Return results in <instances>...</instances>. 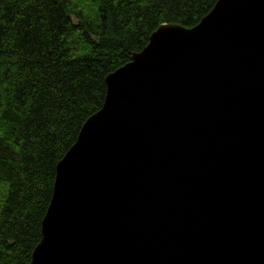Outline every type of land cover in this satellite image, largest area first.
<instances>
[{"label": "water", "instance_id": "1", "mask_svg": "<svg viewBox=\"0 0 264 264\" xmlns=\"http://www.w3.org/2000/svg\"><path fill=\"white\" fill-rule=\"evenodd\" d=\"M106 85L30 264H264V0L161 25Z\"/></svg>", "mask_w": 264, "mask_h": 264}, {"label": "trees", "instance_id": "2", "mask_svg": "<svg viewBox=\"0 0 264 264\" xmlns=\"http://www.w3.org/2000/svg\"><path fill=\"white\" fill-rule=\"evenodd\" d=\"M219 0H0V264H30L56 169L104 105L109 74L161 25Z\"/></svg>", "mask_w": 264, "mask_h": 264}]
</instances>
